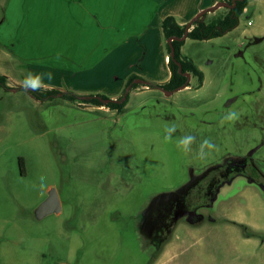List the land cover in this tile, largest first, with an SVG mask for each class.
<instances>
[{
  "label": "rangeland",
  "instance_id": "1",
  "mask_svg": "<svg viewBox=\"0 0 264 264\" xmlns=\"http://www.w3.org/2000/svg\"><path fill=\"white\" fill-rule=\"evenodd\" d=\"M60 45H35L27 62L8 59L0 45V76L12 88H0V264H264V0H251L227 35L187 41L201 87L192 77L168 95L110 82L102 71L58 81L63 89L39 87L113 101L128 95L122 113L30 94L24 80L36 69L28 62H97L111 46L49 50ZM121 53L133 62L130 50L108 62ZM230 113L236 119H225ZM185 135L195 137L187 153L177 146ZM205 139L214 148L202 159ZM229 160H245L246 172L234 170L212 201L200 180ZM52 190L61 212L38 219ZM195 211L204 219L197 226L184 216Z\"/></svg>",
  "mask_w": 264,
  "mask_h": 264
},
{
  "label": "crops",
  "instance_id": "2",
  "mask_svg": "<svg viewBox=\"0 0 264 264\" xmlns=\"http://www.w3.org/2000/svg\"><path fill=\"white\" fill-rule=\"evenodd\" d=\"M222 3L226 1L2 0L0 45L6 50L8 59L27 62L30 54L25 52L35 45L45 49L48 44L60 43V46L47 48L53 52H70L75 48L98 52L106 50L110 42L109 50L97 62H28L36 69L32 68L31 74L41 78L42 88L63 89L55 84L58 81L73 83L74 78L102 71L99 74L105 76V80L123 81V84H128L130 78L136 76L138 79L134 80V84L139 86L137 89H149L147 84L162 86L171 78L169 57L163 52L162 21L172 16L180 25H188L197 18L210 15L211 10L219 9ZM248 8L244 14L248 13ZM117 50L132 51L129 55L133 56V62H123L125 56L122 53L117 62H108ZM98 107L108 110L104 106Z\"/></svg>",
  "mask_w": 264,
  "mask_h": 264
},
{
  "label": "trees",
  "instance_id": "3",
  "mask_svg": "<svg viewBox=\"0 0 264 264\" xmlns=\"http://www.w3.org/2000/svg\"><path fill=\"white\" fill-rule=\"evenodd\" d=\"M229 5L227 7V13L207 20V16H203L201 19L191 24V29L188 32L187 25H180L175 17L169 16L162 21L161 28L163 31L164 39L167 42L168 57H169V69L171 71V78L168 83L159 86L155 84H147V87L153 89H162L167 92L173 93L177 90L190 86V77L197 78L199 86L204 83V73L199 69L196 63L186 57L183 54V47L186 39L192 41H209L217 38H221L231 31L235 30L240 24V18L245 13V10L249 6L250 0H238L235 6H231L232 0H225ZM186 37V39H183ZM174 39L173 41H170ZM138 79L136 76L130 78L128 86L133 84V81ZM133 89H137L139 86L132 85ZM0 88L10 91L12 88L7 84V77L0 76ZM30 94L38 100L54 99L61 97L64 100L70 102H77L78 99H83V103L91 104L94 106H104L110 110H115L122 113L127 105L128 95L122 96L116 101L110 100L103 95H89L85 97L78 96L72 92H61L58 90H29ZM105 101H109L106 103Z\"/></svg>",
  "mask_w": 264,
  "mask_h": 264
},
{
  "label": "flooded vegetation",
  "instance_id": "4",
  "mask_svg": "<svg viewBox=\"0 0 264 264\" xmlns=\"http://www.w3.org/2000/svg\"><path fill=\"white\" fill-rule=\"evenodd\" d=\"M245 162V160H232L231 162L229 160L226 164L221 166L222 168L220 167L222 169L220 174H216L214 176L206 174L205 177L201 179L199 183L200 189L202 191L201 194L205 196H211L212 201L216 200V194L219 193V190L225 185L230 184V174H232L231 178H234L236 174L240 175L246 172L247 165ZM234 170L237 171L236 174ZM184 216L186 217L189 223L195 226L200 225L204 221L203 216L198 214V211L185 212ZM164 242L167 241H163V243ZM163 243H161L159 246H161ZM159 254H161V251H158V255Z\"/></svg>",
  "mask_w": 264,
  "mask_h": 264
},
{
  "label": "clouds",
  "instance_id": "5",
  "mask_svg": "<svg viewBox=\"0 0 264 264\" xmlns=\"http://www.w3.org/2000/svg\"><path fill=\"white\" fill-rule=\"evenodd\" d=\"M41 85V78L39 76H34L33 74L29 73L28 76L25 77L24 80V86L26 89H31V90H38L39 87ZM225 119L227 120H233L236 119V114L235 113H230L228 116L225 117ZM175 127H168L165 129L167 135H166V139H171L172 133L175 132ZM195 143V137L191 136V135H185L181 138H179L178 142H177V146L179 148H181L182 151H184L185 153L190 152L191 149V145ZM200 150H199V156L200 158H204L207 153L205 152V148L208 149H212L214 148V145L212 144V142L208 139H205L201 142L200 146H199ZM45 177L41 176L40 177V188L43 189L45 187Z\"/></svg>",
  "mask_w": 264,
  "mask_h": 264
},
{
  "label": "water",
  "instance_id": "6",
  "mask_svg": "<svg viewBox=\"0 0 264 264\" xmlns=\"http://www.w3.org/2000/svg\"><path fill=\"white\" fill-rule=\"evenodd\" d=\"M221 5H225L226 7L228 6L226 3H222L219 6H221ZM215 9L216 8L212 9L211 11H213ZM205 13H207V12H204V14ZM183 39H186V37H184ZM105 102L108 103L109 101H105ZM61 209H62V206H61V202H60L58 193L56 192V190H52L51 193L49 194V197L47 198V200L39 207V209L37 211V218L42 219V218H44L50 214H59L61 212Z\"/></svg>",
  "mask_w": 264,
  "mask_h": 264
},
{
  "label": "built area",
  "instance_id": "7",
  "mask_svg": "<svg viewBox=\"0 0 264 264\" xmlns=\"http://www.w3.org/2000/svg\"><path fill=\"white\" fill-rule=\"evenodd\" d=\"M236 2H238V0H232V4H231V6H235V4H236ZM227 4V3H226ZM228 5V4H227ZM221 6H225V5H221ZM229 6V5H228ZM227 6V7H228ZM251 23L249 22V25H250ZM188 27V32L190 31V29H191V25H189V26H187ZM174 39H171L170 41H173ZM186 77H188V78H190V76L189 75H186Z\"/></svg>",
  "mask_w": 264,
  "mask_h": 264
}]
</instances>
